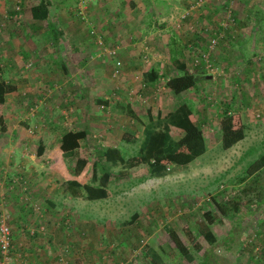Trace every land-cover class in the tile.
Segmentation results:
<instances>
[{
	"label": "rangeland",
	"instance_id": "obj_1",
	"mask_svg": "<svg viewBox=\"0 0 264 264\" xmlns=\"http://www.w3.org/2000/svg\"><path fill=\"white\" fill-rule=\"evenodd\" d=\"M127 1L51 0L57 4H50L49 18L65 26L57 46L60 59L44 32L45 21L29 18V6L36 0L5 1L0 44H6L12 61L6 62L10 66L0 79L15 90L7 94L2 111V188L16 173L27 176L32 186L49 188L54 206L41 202L45 194L31 193L25 204H33L39 213L25 215L26 224L41 227V238L54 251L67 246L66 255L58 251L54 264H141L148 248L163 258L161 251L174 247L168 231L186 245L198 242L200 255L207 244L195 223L206 210L217 213L214 200L231 196L245 206L237 216L211 224L214 257L223 264H264V171L253 182H235L245 165L264 151V57L256 62L264 53V0H132L133 7ZM15 4L16 14L9 12ZM171 37L183 67L191 75L210 77L193 79L177 92L166 87L168 78L178 74L168 59ZM213 38L214 46L206 53ZM150 70L158 79L143 84L141 72ZM160 95L188 104L205 136V152L187 169L171 165L169 173L153 178L142 163L120 176L125 165L99 162L96 151L107 147H128V155L135 151L147 117L158 112ZM226 107L246 129L243 139L223 150L216 122ZM73 127L89 134L79 144L87 157L81 169L76 156L64 158L56 148L62 131ZM126 132L133 133L134 143L122 140ZM170 133L174 139L181 134L175 128ZM93 161L98 175L108 168V196L66 197L60 184L67 179L89 182ZM10 204L1 203L0 210L9 212L10 224H17ZM230 233L225 247L219 242ZM18 259V264L28 263L24 256ZM175 262L198 264L196 258L186 261L181 255Z\"/></svg>",
	"mask_w": 264,
	"mask_h": 264
},
{
	"label": "trees",
	"instance_id": "obj_2",
	"mask_svg": "<svg viewBox=\"0 0 264 264\" xmlns=\"http://www.w3.org/2000/svg\"><path fill=\"white\" fill-rule=\"evenodd\" d=\"M50 2L51 0H38L30 6L29 12L30 17L33 20L45 21L46 34L48 35L50 45L52 46V51L56 58L60 59L57 52V46L63 36L58 29L56 22L54 20H49L48 18V7L50 6ZM127 4H129V7L134 6L132 0H128ZM174 40L175 39L171 37L166 47L168 59L176 68L178 74L174 77L168 78L165 83L170 91L177 92L191 85L194 81L193 79L199 80L204 78L205 74L202 75L200 73H195V75H191L190 72L183 67V61L181 58L177 57L178 52L174 47ZM61 66H63V64H61ZM140 78L143 84H147L156 81L158 76L156 75L155 70H150L141 72ZM14 90L15 87L12 84L7 82L4 83L0 79V101L2 99V94L13 92ZM1 103L2 102H0V129L4 131L5 126L3 124ZM227 108L228 107L221 111L220 118L216 122V128L220 134V148L223 150L228 149L243 139L246 129V125L243 124L241 118L236 113H231ZM197 122L196 116L184 100H173L167 95H160L158 97V112L155 117H147V120L141 129L142 137L139 140L135 151L128 155L126 154L129 150L128 147H124L121 150L118 148L107 147L103 150L96 151L97 159L99 162L101 160L104 162L107 161L110 165H115L118 162L125 165L126 170H123L120 176L128 175V169L139 163L147 166V175L150 178L162 177L169 173L172 170L171 165H174V167L179 166L178 169L185 170L191 161L202 155L206 150L202 130ZM170 128H175L181 132L178 138L174 139L171 136ZM87 135H89L87 130L73 127L62 131L58 137V148L61 155L64 158L76 156L75 164H77V167L80 169L87 162V157L81 154L79 143L80 140L86 139ZM123 135L124 137L122 140H125L127 143H134L136 141V138L131 132H126ZM41 147L42 144L38 141L36 149L38 150L40 148L39 151H41ZM95 165L96 164L93 161L89 182L80 184L74 179H67L60 184L61 190L65 192L66 196L69 198L83 197L86 200H99L108 196V191L105 187L109 177L108 168H101V174L98 175L96 173ZM100 166L102 167V163ZM259 171H264V151L259 153L255 159L249 161L245 165L242 174L235 179V182L237 184L246 182L247 180L253 182L257 179L259 175L257 173ZM16 176L20 179L17 182H13L12 179ZM26 178L27 176L24 174L16 173V175H12V177L5 183V185L7 184L8 186H3L4 188L12 185V188H7V192H17L14 196V200L18 204L20 202L21 205L23 202L19 199L18 194L21 188L17 183L24 181V186L26 188L25 191H27L30 196L31 193H35L36 190V186L30 185ZM40 188L41 187H39V189ZM216 194L220 195L221 192L217 191ZM51 199L52 198H47V196L44 195L41 202L45 203V206H54ZM259 199L260 198H258V200ZM214 205L217 213L206 210L202 213V219L195 223L196 231L207 244V248H205L200 255L198 253L201 251L202 247L198 242L195 241L190 245H186L175 232L168 231V236L174 247L162 250L163 258H161L160 254H157L156 252L154 253L152 248H148L149 254H144L145 256L141 259V264H176V258L180 255L186 261H192L193 258H196L198 264H223L215 259L212 252V246L216 243V237L212 232L211 224L220 221V217L231 219L235 215L237 216L240 213L241 207L245 205H242L239 199L235 198V196H231L227 200L225 198L214 200ZM131 217H135V214H132ZM62 220L64 221V224H68L69 222V220L66 219ZM64 227H67V225ZM230 235L231 233L219 243L226 247L230 242V240H228ZM67 249L66 245H62L57 248L56 251H61L62 254H64L63 252ZM161 249L162 247L160 250Z\"/></svg>",
	"mask_w": 264,
	"mask_h": 264
},
{
	"label": "crops",
	"instance_id": "obj_3",
	"mask_svg": "<svg viewBox=\"0 0 264 264\" xmlns=\"http://www.w3.org/2000/svg\"><path fill=\"white\" fill-rule=\"evenodd\" d=\"M5 1L6 0H0V14L2 17H3L4 13L8 12L7 7L4 6ZM36 1H38V0H36ZM50 4L51 5L53 4L52 6H55L57 4V2H50ZM15 5L17 6L19 4H15ZM30 6H32V4ZM30 6H29V8H30ZM12 7L9 9V12L12 11L16 14L15 7L14 8H12ZM17 11H19V9ZM28 15H29V18L31 19V21L35 23L36 20H33L30 17L29 9H28ZM54 16H57V15H54ZM4 17L6 18L7 16L4 15ZM49 17H51V16L49 15V7H48V18ZM62 18L66 21V16L63 15ZM49 20H52V18H49ZM54 21L56 22V25H57L58 29L60 30V32L63 36V34H65L64 24L60 23V21H58V20H54ZM57 21L61 25L58 24ZM36 22H40V21H36ZM1 24L3 25V23L0 22V26L2 27L0 29V33L4 31V26H2ZM74 27H76V26H74ZM76 29H77V27H76ZM44 32L46 33V28H44ZM2 35H4V34H2ZM5 38H6V36H5ZM8 55L9 54H8V51L6 50V44H0V75L2 73V70L6 69V66H10V65H6V62L12 61L11 57H9ZM19 57H21V53H20ZM116 65H120V62H116ZM7 94L8 93L2 94V99L0 101V102H2L1 103L2 104L1 111H3V109H4V103L7 100V98H6ZM203 137H204V142L206 145L205 136L203 135ZM56 148H57V151H59V153H60V150L58 148V144L56 145ZM3 186H8V185L7 184L5 185V183H4ZM39 187H41V188L39 189ZM0 189H1L0 190L1 191L0 192V199L2 201H4V203L9 202V203H11L10 204L11 206L13 205V207H14L13 209L10 208V205H8V207L12 211L15 210V212L13 213V217H15L14 221L17 222V224H11L13 251L11 253L12 261L9 264L20 263L21 259H18V257H23V256L28 259L27 260L28 264H54V260L57 259L58 250L55 252L53 249V246H51V244H50V241L46 240L45 238H41V236H40L41 232H40V230H38L41 227H38L39 226L38 224H26L27 223L26 218L28 217V215H25V213H28L29 215H31V214L33 215L34 210L32 208H30L29 205H26L24 203H22V205H21V203L19 202L18 205H21L20 207L17 205V203L14 200V196L17 194V192H13V193H10V191L7 192V187L2 188L1 184H0ZM49 192H50L49 188H45V187L38 186V185L36 186L35 194L37 196L45 194L48 198V197H50V195L48 194ZM20 193L21 192H19L18 194L20 195ZM24 194L27 197L29 195L27 191H25ZM64 195H65V192H64ZM41 197H43V195ZM66 197H68V196H66ZM10 217H11V215H10ZM12 221H13V219H12ZM45 226H46V228H47V226H49V229H52L53 227H55V224H45ZM67 251H68V249L66 251H64L63 253L65 254ZM16 256H17L18 260H16ZM22 264H26V261L22 262Z\"/></svg>",
	"mask_w": 264,
	"mask_h": 264
},
{
	"label": "built area",
	"instance_id": "obj_4",
	"mask_svg": "<svg viewBox=\"0 0 264 264\" xmlns=\"http://www.w3.org/2000/svg\"><path fill=\"white\" fill-rule=\"evenodd\" d=\"M197 1H198L197 2V4H198L202 0H197ZM15 9L18 10L19 5L15 6ZM214 43H215V38L209 40V44L207 45V48L205 51L206 53L213 48ZM98 44H100L99 41H98ZM108 53L113 54L114 52H113V50H111ZM205 54L202 53L201 58L206 61L207 59H206ZM263 55H264V53L262 55H259L256 62H260L262 60V57H264ZM197 61L198 60H194V62H197ZM208 66H209V64H208ZM116 69L117 68H114V72H113L114 74L117 72ZM19 179L20 178L16 176L12 179V181L17 182V181H19ZM17 184L21 188V190H20L21 193L19 195V199L21 200V202H23L25 204L26 200H28V197L24 194L25 193L24 191L26 189L24 186V181H21L20 183H17ZM7 188H12V185L7 187ZM1 203L3 204L4 201H2L0 199V204ZM32 209L39 213L38 208L35 207L33 204H32ZM10 221H11V217H10L9 212L6 211L5 209L3 210L1 208V210H0V264H9L12 261L11 253L13 251V245H12V230H11ZM39 229H41V228H39ZM60 260H61V258H60Z\"/></svg>",
	"mask_w": 264,
	"mask_h": 264
},
{
	"label": "water",
	"instance_id": "obj_5",
	"mask_svg": "<svg viewBox=\"0 0 264 264\" xmlns=\"http://www.w3.org/2000/svg\"><path fill=\"white\" fill-rule=\"evenodd\" d=\"M205 77H210L209 75H206Z\"/></svg>",
	"mask_w": 264,
	"mask_h": 264
}]
</instances>
